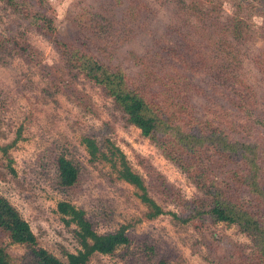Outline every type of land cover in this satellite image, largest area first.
Returning <instances> with one entry per match:
<instances>
[{
	"label": "trees",
	"instance_id": "16d2710c",
	"mask_svg": "<svg viewBox=\"0 0 264 264\" xmlns=\"http://www.w3.org/2000/svg\"><path fill=\"white\" fill-rule=\"evenodd\" d=\"M174 1L179 26L173 31L181 35L178 43L186 41L187 46H164L162 50L151 47L147 53L135 54L129 62L128 57L127 65L117 52L130 37L145 32L151 14H147L143 1L98 0L83 5L61 39L55 10L46 0H0L28 26L51 39L67 70L97 85L126 121L193 183L197 192L186 198L172 191L168 181L144 161L149 186L118 146L108 142L109 157L94 138L83 137L91 161H109L117 177L136 189L146 206L143 217L153 219L165 213L150 194L157 188L175 204L177 211L170 213L178 223L201 231L223 222L250 237V256L228 264H264V48L251 58L262 83L250 86L242 78V64L235 59L236 44L242 38L239 31H215L217 37L211 42L195 46L197 36H201L196 27L189 29L185 24L190 6L185 0ZM250 2L228 0L231 26L251 18L254 4ZM262 17L264 41V11ZM4 41L13 42L11 47L17 53L30 54L23 39ZM17 140L0 147L11 173L14 170L8 150ZM54 164L55 187L76 190L80 183L78 166L64 155L54 158ZM57 209L66 223L75 225L80 246L75 253L65 252L66 262L37 247L29 223L0 195V264H23L24 256L10 250L13 244L28 248L33 264H88L94 254H113L132 241L129 229L134 222L98 233L85 210L67 201H60Z\"/></svg>",
	"mask_w": 264,
	"mask_h": 264
},
{
	"label": "rangeland",
	"instance_id": "374dc122",
	"mask_svg": "<svg viewBox=\"0 0 264 264\" xmlns=\"http://www.w3.org/2000/svg\"><path fill=\"white\" fill-rule=\"evenodd\" d=\"M46 1L55 10L62 39L82 6L98 0ZM135 1H143L151 17L143 34L130 37L119 48L118 56L127 65L135 54L147 53L151 47L162 50L164 46H187L186 41L178 43L181 35L173 31L179 26L174 0ZM250 1L254 4L251 18L231 26L228 20L232 9L228 0H214V3L185 0L190 6L185 24L200 32L195 46L211 42V38L217 37L215 31L237 29L242 38L236 44L235 59L242 64L244 81L255 86L262 82L251 58L264 48L261 33L264 0ZM12 37L23 39L30 47V54H19L11 47L13 42L4 41ZM0 40V147L18 138L8 150L14 173L0 150V195L29 223L37 247L45 248L64 262L65 252L75 253L79 249L75 225L66 223L57 209L60 201H67L85 210L98 233L134 222L129 229L133 238L127 248L119 247L113 254L96 253L88 264H228L250 256V237L233 225L220 222L198 231L175 221L170 213L177 211L175 204L157 188L150 190V194L165 213L153 219L143 217L146 206L136 189L117 177L109 161L104 158L91 161L83 137L94 138L109 157L108 142L118 146L149 186L150 177L142 166L144 161L168 181L172 191L186 198L197 192L193 183L137 127L126 121L122 111L97 85L67 70L51 39L28 26L2 2ZM59 155L79 168L80 183L76 190L62 191L54 185V158ZM10 250L24 256L23 264H33L34 259L25 246L13 244Z\"/></svg>",
	"mask_w": 264,
	"mask_h": 264
}]
</instances>
